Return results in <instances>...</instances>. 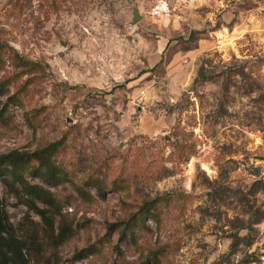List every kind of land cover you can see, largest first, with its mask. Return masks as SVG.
<instances>
[{
  "label": "rangeland",
  "instance_id": "obj_1",
  "mask_svg": "<svg viewBox=\"0 0 264 264\" xmlns=\"http://www.w3.org/2000/svg\"><path fill=\"white\" fill-rule=\"evenodd\" d=\"M0 87L67 174L53 232L0 180L20 264H264V0H0Z\"/></svg>",
  "mask_w": 264,
  "mask_h": 264
},
{
  "label": "trees",
  "instance_id": "obj_2",
  "mask_svg": "<svg viewBox=\"0 0 264 264\" xmlns=\"http://www.w3.org/2000/svg\"><path fill=\"white\" fill-rule=\"evenodd\" d=\"M2 89L0 87V92ZM61 147L62 142H57L29 154L12 152L0 158V180L3 183H9V186L17 187L23 194V203L34 211L52 232L55 231L53 217L46 210L39 208L37 203L55 214L58 213L59 205L51 189H57L67 181V174L55 162V157ZM27 177L38 180L41 185H32ZM100 185L98 181L90 184L91 187H95L98 195L104 197V190ZM77 194L86 199L83 189L78 188ZM129 226L131 225H128L122 237H125L128 232L132 233ZM116 228V226H110L109 231L116 232ZM71 234V228L68 224L63 223L58 227V234L52 237L53 243L61 244ZM22 253V245L16 238L8 212L0 203V264H20L23 260Z\"/></svg>",
  "mask_w": 264,
  "mask_h": 264
},
{
  "label": "water",
  "instance_id": "obj_3",
  "mask_svg": "<svg viewBox=\"0 0 264 264\" xmlns=\"http://www.w3.org/2000/svg\"><path fill=\"white\" fill-rule=\"evenodd\" d=\"M142 19L143 17L140 15L139 10H135L133 14L132 25L138 24Z\"/></svg>",
  "mask_w": 264,
  "mask_h": 264
},
{
  "label": "built area",
  "instance_id": "obj_4",
  "mask_svg": "<svg viewBox=\"0 0 264 264\" xmlns=\"http://www.w3.org/2000/svg\"><path fill=\"white\" fill-rule=\"evenodd\" d=\"M155 15H159V11H156L155 12ZM264 260V258H262V261ZM253 264H256V263H253Z\"/></svg>",
  "mask_w": 264,
  "mask_h": 264
}]
</instances>
